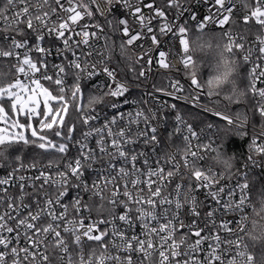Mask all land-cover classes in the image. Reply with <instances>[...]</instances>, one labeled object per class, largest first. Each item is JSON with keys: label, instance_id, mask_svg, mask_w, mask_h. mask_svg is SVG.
I'll use <instances>...</instances> for the list:
<instances>
[{"label": "snow or ice", "instance_id": "snow-or-ice-1", "mask_svg": "<svg viewBox=\"0 0 264 264\" xmlns=\"http://www.w3.org/2000/svg\"><path fill=\"white\" fill-rule=\"evenodd\" d=\"M103 2H0V264H264V0ZM233 129L243 171L206 136Z\"/></svg>", "mask_w": 264, "mask_h": 264}, {"label": "built area", "instance_id": "built-area-1", "mask_svg": "<svg viewBox=\"0 0 264 264\" xmlns=\"http://www.w3.org/2000/svg\"><path fill=\"white\" fill-rule=\"evenodd\" d=\"M0 2H2V0H0ZM99 2H100V5H101V10L106 11V6H105L103 0H99ZM132 2H133V3H136L137 0H132ZM144 2H145V3H148L149 0H144ZM156 4H157L158 6L163 7V6H164V0H156ZM122 11H126V10H123V9L117 8L115 14H116L117 16H119V15L121 14ZM199 11L204 12V11H206V8H201V9H199ZM106 14H107V13H106ZM148 14H149V13H148L147 9H145V15H148ZM172 15H173V13H172V12H169V19L172 18ZM239 16H240V14H238L236 18L239 19ZM108 18L111 19L112 17H108ZM186 18H187V15H185V19H186ZM97 20H98L99 23L104 24V19H103L102 17H99L98 15H97ZM86 22H87V21H86ZM130 22H131V21H130ZM0 27H2V25H0ZM106 31H108L107 28H106ZM217 31H218V29H217ZM255 31H257L255 28L252 29V32H253V33H254ZM194 32H195V30H193L192 33H190V39H193V40H194ZM108 34H109L110 36H112L113 33H111V32L109 31ZM116 35H117V36L119 37V39H120L119 34H116ZM248 38H249V40H251V39H253L254 37H253V35H249ZM97 43H98V45L102 46L103 43H104V41H103V39H100ZM140 43H141V44H144V41L141 40ZM144 46L147 47L148 45H147V44H144ZM114 60H115V59L113 58L112 64H113V66H116V63H115ZM12 63H13V61H7V60H2V59H0V68L3 67V66L6 64V65H8L9 68H11V70H12V67H11ZM173 63L176 64V65L178 66V58H174V59H173ZM124 70L126 71L127 69H124ZM153 71H154V72L157 71L155 65L153 66ZM168 75L171 76V77H173V78H175V79H180V80H181V83L185 84V87H187V81H186V79L184 78V73H183L182 70L179 71V72H177L176 69L173 68V69L168 73ZM120 78H122V79L124 78V77H123V73L120 74ZM98 79H99V81L102 82V81L104 80V77H103V76H100ZM95 82H97V78H93V83H95ZM158 82H159V81H158ZM165 83H166V81H165ZM143 91H144V89H143V85L141 86L140 89H135V87L133 86V91H132L131 95L129 96V99L131 100L132 98H140V97L143 95ZM161 98H162L163 100H167V101H169V102H175V103H177L178 106L181 107L182 109H184L185 111H187L188 107H190V106H186V105H184L183 101H174L173 98H171V97H166V96H162V94H161ZM134 107H135V106H133V105H131V104H129V105H123V104H121V105H120L121 110H123V111H125V112L134 109ZM166 114L168 115L169 119H168V122H166L165 124H163V125L160 127V129H159V134H160V137H161V138L166 137V136H167V133L170 132V131H172V130H173V127H174V124H173V122H172V117H173L174 113H166ZM211 119H212V121H213L214 123H216L218 126L223 125V123H224L223 121H220L219 118L212 117ZM254 122L256 123L257 128H259V123H260V122H259V117H258V116H257V118L254 120ZM221 133H222V132H216V133L213 134L212 132L206 130V136H209V135L213 136V139H214V141H215V143H214V145H213L214 147H216V146H221V140H222V137H221L222 135H221ZM249 140H250V137H248V139H247L248 144H249ZM177 144H180L181 147L183 146V145L181 144L180 139L177 138V137H174V139H173V145H172V148H171L170 150H174V148H175V146H176ZM248 144H247V146H248ZM247 151H248V150H247ZM247 154H248V152H247ZM211 155H212V154L209 153V156H211ZM238 169H239L240 171H243L242 163L240 164V167H239ZM236 170H237V169H236ZM236 170H233V172H235ZM256 174H260V170H259V169H256V170H255L254 175H256ZM2 175H4V172H3V171H0V176H2ZM251 195H252V192H251ZM252 202H253V201H252ZM0 211H2V209H0Z\"/></svg>", "mask_w": 264, "mask_h": 264}, {"label": "trees", "instance_id": "trees-1", "mask_svg": "<svg viewBox=\"0 0 264 264\" xmlns=\"http://www.w3.org/2000/svg\"><path fill=\"white\" fill-rule=\"evenodd\" d=\"M197 33L194 32V39L196 37ZM112 40L115 41V43L117 45H119L120 43V39L116 34H112ZM207 40V37H205V41ZM213 43H215V41H213ZM113 58L115 59V63L117 64V62H119V67L122 69H126V64L127 61H122L120 56H119V49L117 48L116 51L113 53ZM196 59L198 60H204L205 61V65H207V63H209L212 59V54L211 52H209L207 55H205L204 53H197L195 56ZM11 68H9L8 65H4L3 67L0 68V73H4V74H8L11 75ZM209 74V69L207 66H205L203 68V74H202V79L206 80ZM241 87H243V84L240 85ZM223 93H221V102H220V108L223 110H230L232 112L237 110V105L232 104V105H228L227 101H224L222 99ZM240 110H245L243 105L240 106ZM257 117H255L256 119ZM254 119V120H255ZM221 151H223L227 156H235V166L233 168V170H236L240 167V164L243 162V160L246 158L247 156V150H248V137H239L237 135H235V130L233 129L232 132L225 134L224 132L221 133ZM27 162V161H26ZM256 176L259 177V182L251 189L252 192V201L253 203H257V198H258V191L257 189L260 186V183H264V176H261L260 174H256ZM259 205L257 204V207Z\"/></svg>", "mask_w": 264, "mask_h": 264}]
</instances>
